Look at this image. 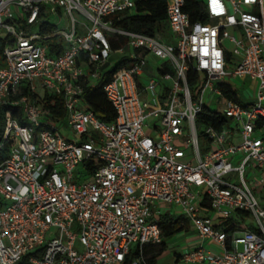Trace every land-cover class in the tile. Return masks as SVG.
Here are the masks:
<instances>
[{
    "label": "built area",
    "instance_id": "2783aa9c",
    "mask_svg": "<svg viewBox=\"0 0 264 264\" xmlns=\"http://www.w3.org/2000/svg\"><path fill=\"white\" fill-rule=\"evenodd\" d=\"M135 1L0 0V264H121L130 251L137 264L146 245L163 241L159 216L171 209L199 237L184 260L264 264V0H197L206 22H190L185 0H167L174 44L112 25ZM55 36L63 48L50 54ZM113 36L125 43L112 48ZM110 53H125L129 65L102 85L115 110L103 121L83 92L113 64ZM148 54L159 60L155 75ZM228 78L255 89L244 98ZM57 95L63 119L53 112ZM220 99L225 108L210 110ZM203 109L226 122L197 126ZM92 158L101 164L85 169ZM79 163L86 177L75 182ZM232 219L247 228H230Z\"/></svg>",
    "mask_w": 264,
    "mask_h": 264
},
{
    "label": "trees",
    "instance_id": "16d2710c",
    "mask_svg": "<svg viewBox=\"0 0 264 264\" xmlns=\"http://www.w3.org/2000/svg\"><path fill=\"white\" fill-rule=\"evenodd\" d=\"M167 0H136L135 7L132 13L126 11L118 12L112 16V25L135 32L144 33L147 35H154L160 29V26L164 23L166 25V8ZM183 11L189 16L190 22L200 21L206 22L207 17L204 12L203 4L197 0H185ZM119 16V19L116 17ZM48 26H43L42 29L53 27L50 23ZM113 36L110 38L112 48H117L125 43L124 37ZM4 45V38L0 37V64L2 63L1 51ZM49 53L55 54L63 48V44L53 37L48 40ZM129 65V59L123 57L111 65H106L98 82L94 86H84L83 98L87 106L94 112V114L103 121H111L115 117V110L111 103L107 100L102 85L107 82L117 71L125 68ZM195 73L188 71L186 74V81L190 86L195 80ZM225 93L229 95V87H225ZM48 100V99H47ZM49 101V100H48ZM53 112L54 114L63 119L65 117V110L62 106V99L59 95L53 96ZM226 122L225 117H221L215 113H211L205 109L201 110L195 117V123L197 126L201 124L212 125L215 129L219 130L221 125ZM1 130V129H0ZM200 151H205L207 148L205 137L198 136ZM6 149L4 148L0 152V160L5 156ZM101 162L95 158L84 161L83 165L85 169L91 170L93 167H97ZM184 220V222H183ZM159 225L162 231L163 241L158 244H153L150 248L143 251V259L137 264H154V258L159 254L165 246L164 239L170 237L174 233L182 230L185 227V219L182 215L163 214L159 216ZM238 226L241 228H247V225L238 223L232 219L230 228ZM156 247V248H154ZM150 252L151 254H148ZM138 257V253L130 251L121 264H132V261ZM26 258L23 257L17 264H26Z\"/></svg>",
    "mask_w": 264,
    "mask_h": 264
},
{
    "label": "rangeland",
    "instance_id": "374dc122",
    "mask_svg": "<svg viewBox=\"0 0 264 264\" xmlns=\"http://www.w3.org/2000/svg\"><path fill=\"white\" fill-rule=\"evenodd\" d=\"M66 20H67V17L66 18L64 17L63 20H62V23L59 25V27H62L63 25H65L66 24ZM77 31H80V29L78 27H77ZM157 34L161 38L165 39L167 42H170L172 44L175 43V38H174L172 32L169 30L167 23H166V25L163 23L160 26V29L158 30ZM226 46H227L228 49L231 48V45L230 44H227ZM125 55H126L125 53H110L108 55L107 59H108L109 62L114 63V62L118 61L119 59L123 58ZM0 66H3V63H1ZM233 68H234V65L232 63H229V62L226 63V65H225V70L226 71H232ZM153 74H156V73H153ZM228 79H229L230 83L235 84L238 87L239 92L241 93V95L244 98H246V96H247V94H246L247 91H251L252 92L255 89L254 82L252 80H249L248 78H246L244 80L242 78H228ZM216 81L217 80L215 79L214 82H216ZM34 82L36 84V91L39 94L43 93V89L39 86V81L35 79ZM247 98H249V97H247ZM225 106H226V103L223 100L220 99V100H217L216 102L214 101V103L210 104L209 105V109L210 110H215L217 108L223 109V108H225ZM148 121H151V117L148 118ZM59 130H60V133H61V135L63 136L64 139L68 140L70 137H72V133H71L69 127L67 126V121H65L59 127ZM150 131H151V129L149 127L144 126V132L146 134H149ZM67 137H68V139H67ZM185 152L190 155L191 150L190 149H186ZM187 159H188V157H186V156L183 158L184 161L187 160ZM73 173L75 175V178H74L73 181H75V182H80V181H82L86 177V171L83 168L82 163H79L78 165H76L74 167ZM175 213L176 214H180L181 211L179 209H177L175 211ZM244 218L247 221L248 220H251V218L250 217H247V216H245ZM52 231H54V230L52 229ZM184 235L186 237V236L190 235V233L189 232H185ZM184 235L182 237H184ZM175 237L176 236L171 237V238L168 239L169 241L168 240L167 241L170 244H173L171 242H174V243L175 242H178L177 241V238H175ZM76 248H78V249L81 248L80 245H79V243H76ZM133 248H135V247H133ZM154 248H156V247H154ZM238 249L239 250L242 249V245L241 244L238 245Z\"/></svg>",
    "mask_w": 264,
    "mask_h": 264
},
{
    "label": "crops",
    "instance_id": "0c3cea01",
    "mask_svg": "<svg viewBox=\"0 0 264 264\" xmlns=\"http://www.w3.org/2000/svg\"><path fill=\"white\" fill-rule=\"evenodd\" d=\"M125 57V56H124ZM146 60H147V65L146 68L148 70V72L150 74L156 73L155 69L153 68V66H156L159 63L158 58H156L155 56L148 54L146 56ZM155 75V74H153ZM165 206V204L160 203L158 205L159 208H163ZM176 209H171V211H167L165 213H161V215L163 214H171V215H182V214H176L175 213ZM183 216V215H182ZM184 217V216H183ZM185 227L174 233L173 235H171L170 237L164 239V249L155 256L154 258V264H200L198 261L197 262H190V261H186L183 258V254L187 251H190L195 245L199 244V237L197 236V231L191 226V224L189 223L188 219L185 218ZM184 222V220H183ZM185 232H189L190 235L186 236L184 235ZM184 235V237H182ZM177 238L178 242H171L173 244H170L168 241L169 238L174 237ZM183 238V239H182ZM168 240V241H167ZM204 244L208 247H213L214 245H212V243L208 240L204 241ZM153 244H149L146 245L144 250L148 248H150V246H152ZM148 254H151L150 252H148ZM144 257V256H143Z\"/></svg>",
    "mask_w": 264,
    "mask_h": 264
}]
</instances>
